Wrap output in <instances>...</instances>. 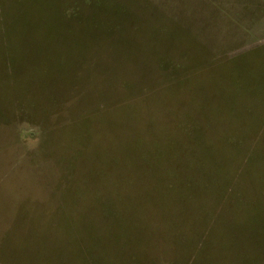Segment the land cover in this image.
Returning a JSON list of instances; mask_svg holds the SVG:
<instances>
[{"label": "rangeland", "instance_id": "obj_1", "mask_svg": "<svg viewBox=\"0 0 264 264\" xmlns=\"http://www.w3.org/2000/svg\"><path fill=\"white\" fill-rule=\"evenodd\" d=\"M0 264H264V0H0Z\"/></svg>", "mask_w": 264, "mask_h": 264}, {"label": "trees", "instance_id": "obj_2", "mask_svg": "<svg viewBox=\"0 0 264 264\" xmlns=\"http://www.w3.org/2000/svg\"><path fill=\"white\" fill-rule=\"evenodd\" d=\"M20 6L21 5L19 3H16L15 7L17 8V14L15 16L16 17L15 20H17L19 24H26L28 22L26 20V15L24 14V9H22ZM77 141H78V139H77ZM239 157L244 161V159L247 158V154L243 153V155H241ZM69 167L74 169V164L69 163ZM153 189H154L153 191H151V190L146 191L148 196H153V197H157V198L163 196L164 198H167V199L170 197V193L165 188H163L162 190L160 188H158V189L153 188Z\"/></svg>", "mask_w": 264, "mask_h": 264}]
</instances>
